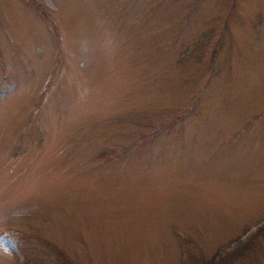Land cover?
<instances>
[{
  "label": "rangeland",
  "instance_id": "374dc122",
  "mask_svg": "<svg viewBox=\"0 0 264 264\" xmlns=\"http://www.w3.org/2000/svg\"><path fill=\"white\" fill-rule=\"evenodd\" d=\"M0 0V264H264V0Z\"/></svg>",
  "mask_w": 264,
  "mask_h": 264
},
{
  "label": "trees",
  "instance_id": "16d2710c",
  "mask_svg": "<svg viewBox=\"0 0 264 264\" xmlns=\"http://www.w3.org/2000/svg\"><path fill=\"white\" fill-rule=\"evenodd\" d=\"M27 3L31 5L32 8L36 10L41 16L45 18L48 17L49 9L45 5L43 6L38 0H27ZM53 249L55 255L63 264H73V262L66 257L62 250L58 249L56 246H53Z\"/></svg>",
  "mask_w": 264,
  "mask_h": 264
}]
</instances>
